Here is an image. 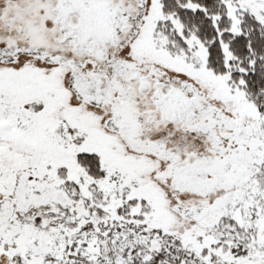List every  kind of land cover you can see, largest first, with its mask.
<instances>
[{"label":"snow or ice","instance_id":"snow-or-ice-1","mask_svg":"<svg viewBox=\"0 0 264 264\" xmlns=\"http://www.w3.org/2000/svg\"><path fill=\"white\" fill-rule=\"evenodd\" d=\"M0 264H264V0H0Z\"/></svg>","mask_w":264,"mask_h":264}]
</instances>
